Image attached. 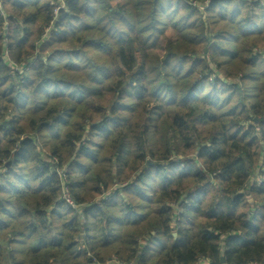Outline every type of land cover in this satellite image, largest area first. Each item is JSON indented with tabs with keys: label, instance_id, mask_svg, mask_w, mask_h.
<instances>
[{
	"label": "trees",
	"instance_id": "1",
	"mask_svg": "<svg viewBox=\"0 0 264 264\" xmlns=\"http://www.w3.org/2000/svg\"><path fill=\"white\" fill-rule=\"evenodd\" d=\"M52 1L0 0V264H264V0Z\"/></svg>",
	"mask_w": 264,
	"mask_h": 264
},
{
	"label": "rangeland",
	"instance_id": "2",
	"mask_svg": "<svg viewBox=\"0 0 264 264\" xmlns=\"http://www.w3.org/2000/svg\"><path fill=\"white\" fill-rule=\"evenodd\" d=\"M61 1H63V2H61ZM52 3L55 4V5L60 4L62 7H64V0H54V1H52ZM207 4H208L207 1H204V2H200L198 0H193L192 1V5L195 6L200 11V13L203 14L204 16H205V11L207 9ZM104 15H105L104 13L101 14V16H104ZM222 47H224L225 49H230L231 45L222 44ZM39 49H40V47H39ZM237 82H239V81H237ZM255 102H256L255 100H252V99L250 100V103H255ZM43 160L44 161H48L49 163H51V161H52L50 159V156L47 155L46 153L43 156ZM116 261H117V259H114V261H110L109 264H117V263H115Z\"/></svg>",
	"mask_w": 264,
	"mask_h": 264
},
{
	"label": "built area",
	"instance_id": "3",
	"mask_svg": "<svg viewBox=\"0 0 264 264\" xmlns=\"http://www.w3.org/2000/svg\"><path fill=\"white\" fill-rule=\"evenodd\" d=\"M64 199L70 204V205H74L70 196L68 194H65L64 195Z\"/></svg>",
	"mask_w": 264,
	"mask_h": 264
}]
</instances>
